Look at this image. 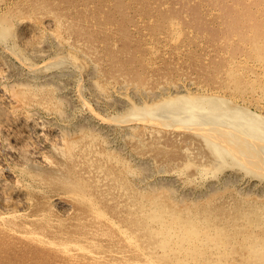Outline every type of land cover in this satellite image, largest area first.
<instances>
[{
	"label": "rangeland",
	"instance_id": "obj_1",
	"mask_svg": "<svg viewBox=\"0 0 264 264\" xmlns=\"http://www.w3.org/2000/svg\"><path fill=\"white\" fill-rule=\"evenodd\" d=\"M182 1L181 0H0V23L1 22L8 23L7 21H10L9 16H11V15L14 16V15H18V14L27 15V20L31 21V23L33 22L35 24V26L38 25L37 27H42L45 24L44 23L45 20L46 21L49 20V21H52V24H53L52 28L56 32L57 31L59 32L60 37H61L60 38L61 41L66 39L69 41L68 43H71L74 46V48H75L74 54L70 56L71 58L69 57L67 59V61L70 59L69 62L66 61L65 63H69L70 65L73 63L72 69L74 68V70H76L75 72H77V73L78 72L83 73V71H84V73H86V72L89 73L90 71H91L90 73L95 72L97 80L99 79L98 83L100 85L103 84V85H101V89H103V90L100 93H101V95H104V96H102L103 98H99V97L97 98L100 101L99 102L97 100H94L95 95L92 96L90 93L87 92V91H89V89H86V88H89L90 85L94 81L89 82L86 80V78L84 79V76L81 77V81L78 79H75V78L80 77L81 75H79L77 73L75 74V72H74L75 99H77V103L80 100L81 101L84 100V102L86 101V104H84V105H82L81 103L79 104V106L81 108L80 112L87 114L93 120L97 121V123H99L101 126H103V128L106 130V132L109 133V134L107 133L108 139L110 140L109 144H111V145L113 144L111 150L109 149L108 145L106 146V148L109 149V151H111L109 153H112V154L114 153V154H116V156L123 157L124 160L126 159V163L128 164V166H130L133 169H136L135 171H137V173L139 171L140 172L139 175L140 174H153L154 176L159 177V180L161 178L163 179V180H161L162 184L168 183V184H172L174 186H177L178 189L177 188L176 189L178 190L179 193H181V195L183 194L182 196H184V195L189 196L191 194L190 196H193V197L197 196V199L200 198L199 200L202 201V200H204L203 195L205 193H207L208 191L210 192V188L212 190V187H214L213 189H215V187H217L220 189L218 191L223 192L224 195L226 193V195L221 199V201L225 200L226 202L222 201V202H220V204H217V206L221 205L222 203H227V201H229L228 203L233 204V202L238 200V197L235 196L237 191L239 192V190H243V192H247L252 188L251 189L252 191L250 190L249 192L256 195V194H261V188H264L263 184L261 182H259L260 179H258V178L256 179V177L252 176L251 174H247L244 170L241 169V166L239 167L240 161L237 160L235 157L226 156L223 158V160H222V158L221 159L218 158V156L213 151V149H211V147L207 143L205 144L206 141L203 138H201V136L199 137V135H196L192 130H187V129L172 130L173 131L172 134H171V131H169V132L163 131V133L154 132L151 135H149L146 131L143 130V127L140 123L137 125V128L135 130V129H130V125L131 124L134 125L135 121H131V123H130V121L129 122H123L124 117H126V115L130 114V111L132 110L131 104L137 96H144L145 97L146 96L145 94H148V93L150 94L152 92L156 93L157 91L159 92L161 90L160 89L161 87L177 85L180 83L181 84H187L190 82L193 85H197V84H200L202 86H208L209 85L208 87H216V88L225 86L227 88V90H229L234 96L235 95L236 96H242V97L247 96V98H249V100H251L252 103H255L256 105H260V106L263 105L264 106V61H262V60H264V51L256 52V50H255L254 45L256 43V39H254V38L257 37V35H256L257 29L254 30V26H253L256 24L261 29H264V27H261V26H264V9H263L264 5L263 6H257L256 1H258V0H239V1L238 0H236V1L235 0H209V1H207V0H182ZM246 2L248 3V5ZM222 4L224 6H222ZM191 7H192V9H191ZM237 7H239V8H237ZM227 8L230 9L231 11L228 10ZM219 9H220V11H219ZM256 11H258V12H256ZM17 12H19V13H17ZM248 12H252V13L255 12V13L251 14V16H249ZM209 13H211V14H209ZM262 17H263V20H262ZM47 18H49V19H47ZM222 18L224 20H222ZM230 18H232V19H230ZM227 20H229V21H227ZM68 23H69V25H68ZM198 23H199V25H198ZM227 23H229V25ZM262 23H263V25H262ZM70 25H71V27H70ZM231 25L233 28L231 27ZM245 28H246V30H245ZM227 29H228V31H227ZM195 31H196V33H195ZM254 31H255V33H254ZM79 35H80V37H79ZM246 35H247V37H246ZM219 36H221V37H219ZM226 37H227V39H229V41L226 39ZM231 37H233V39ZM234 39H235V41H234ZM259 40H260L259 44L261 42V45H263L264 44V38H259ZM226 41L228 42V44L226 43ZM229 44H230V46H229ZM90 45H91V47H90ZM248 45H249V49H248ZM225 47H227L228 50H227V48L225 49ZM92 48H93V50H92ZM239 48H240V50H239ZM79 51H81V53H79ZM232 51H234L235 53H233ZM90 54H91V56H90ZM251 54H252V56H251ZM255 54H256V56H255ZM110 56H111V58H110ZM260 56H262V58ZM77 57L79 58V62H78ZM80 57H81V59H80ZM85 58H86V61H85ZM87 58H89V59H87ZM100 59H101V61H100ZM232 59H233V61H232ZM75 60H77V61H75ZM70 61H72V63ZM88 63H89V65H88ZM92 65H93V67H92ZM215 65H216V68H215ZM212 67H213V69H212ZM92 68L94 71L91 70ZM213 71H214V73H213ZM136 73H138V74H136ZM244 73H246V74H244ZM122 74L125 76L123 77ZM142 75L145 77V79ZM127 78H128V80H127ZM178 79H180V80H178ZM182 79H184V80H182ZM220 79H221V81H220ZM76 80H78L79 83ZM230 80H231V82H229ZM128 81H129V83H128ZM182 81L183 82L185 81V82L183 83ZM105 82H107V83H105ZM178 82H180V83H178ZM220 82L222 85L220 84ZM86 84H87V86H86ZM106 84H108L109 86ZM216 84H218V85L216 86ZM83 86H85V87H83ZM118 87L119 88L121 87V88L119 89ZM122 87H123V89H122ZM228 87L230 89H228ZM92 88H93V86L91 85L90 89L93 90ZM136 88L138 91L136 90ZM78 89H79V91L81 90L80 93L78 92ZM106 89H109V90H106ZM244 89L246 90V92ZM111 90H112V92H111ZM104 92H106V93L104 94ZM136 92H138V93H136ZM141 93L144 95H142ZM129 94H131V97ZM111 95H112V97H111ZM119 96L121 97V99ZM122 96H124V97H122ZM81 97L84 99H82ZM128 97H130V98H128ZM108 98L110 100H108ZM86 99H89V100H86ZM120 101H122V103H120ZM89 105H91V106L89 107ZM117 106H119V107H117ZM107 107H108V109H107ZM125 108H126V110H125ZM92 109L93 110L96 109V110L93 111ZM101 109H102V111H100ZM128 109H129V111H128ZM107 110H109V111H107ZM120 110H121V113H120ZM90 112L94 113L95 115L101 114L100 118L97 116L95 117V115L91 114ZM127 112H129V113H127ZM123 114H124V116H123ZM106 117H108V119L109 118L111 119V117L112 118L114 117V119H111V120L109 119L107 121ZM117 117H118V119H117ZM103 118H104V120H103ZM112 120H114V121H112ZM102 121H104V122H102ZM115 121H117V122H115ZM125 123H127V124H125ZM106 124H108V125H106ZM128 124H129V126H128ZM125 125H127V126H125ZM110 128H111V130H110ZM109 130H110V132H109ZM176 132H177V134H176ZM128 133H130L131 135ZM136 133H138V134H136ZM133 134H135V135L133 136ZM141 134L143 136H141ZM164 134H165V136H164ZM193 134H194V137L196 139L194 137H192ZM126 135H127V138H126ZM172 137H174V138H172ZM131 138H132V140H130ZM156 138H158L159 140ZM138 142H140V143H138ZM148 142L150 143V145ZM131 146H133V147H131ZM139 148H141V149L144 148V149L143 150L140 149V151H139ZM179 148H181L182 150ZM159 149L160 150L162 149V150L160 151ZM116 150L117 151L119 150V151L117 152ZM188 150H191V152ZM114 151H116V153ZM122 151L125 154L122 153ZM132 151H134V152H132ZM164 151H166V152H164ZM106 152H108V150ZM169 152H171V153H169ZM197 152H199V153H197ZM156 153H158V154H156ZM170 154H171V156H170ZM189 154H190V156H189ZM49 155H51V154L49 153ZM51 156H53L52 158L56 161L55 164H50V165H48V167L46 166V168H45V166L44 167L40 166V165L36 166V168L39 169L41 174L42 175L44 174V177L48 183H47V185L45 184L43 186V187H45V188H43V190H40L39 188H36L34 190H28L29 191L28 194H29V197L31 199V207L29 208V210L28 211H24V210H18L17 211V210L13 209L12 212H14V211L15 212L13 214L11 213L10 217H8V218L5 217L4 218L5 220L3 219L2 221H0V226L2 225L1 226L2 228L0 227V238H1L0 239V264H55V263L56 264H62V263L63 264H68V263L69 264H72V263H74V264L75 263H77V264H101V260L103 258L106 260L108 258L109 261L115 260L113 263L116 262L117 264H118V260H119V263H121V264H125V263L126 264H131V263L143 264L144 262H143V259L141 258L142 255H140L141 252L132 246V243H131L132 241L127 239L126 236H124L119 229L120 226L127 228L131 232L130 234L132 236H134V238L140 239L143 242L145 241V239L143 237H141L142 234L140 233V231L136 229V225L132 224V220L130 218L131 215L129 213V198H128L129 195L127 192L129 190L124 189L123 186L119 185L117 180L112 178V177L102 176V182L100 179H95L94 175L83 177L82 176L83 170H80L79 167H77V170H78V172H77L76 167L73 168L71 164L66 165L63 158H61V160H60V156L58 154L52 153ZM155 156H156V158H155ZM128 160H129V162H128ZM133 160H134V162H133ZM152 160H153V162H152ZM189 160H190V162H189ZM213 160L216 162H214ZM137 162H139L140 165ZM204 162H206L205 163L206 167H204L203 171H201V170L199 171L200 165H202ZM234 162H235V164H234ZM177 163H178V165H177ZM223 164H225V165H223ZM158 165L159 166L161 165V166L159 167ZM182 165L184 166V168ZM108 166L112 167L113 163L109 162ZM149 166H150V168H149ZM138 167H139V169H138ZM175 168H177V169H175ZM205 168H206V170H205ZM211 168H212V170H210ZM48 169H49V171H48ZM236 169H237V171H236ZM233 171H234V173H233ZM19 172L20 171L15 172V175L17 176V178H19V177H20V179L28 178L26 176H23ZM152 172H154V173H152ZM228 172H230V173H228ZM217 174H218V176H217ZM236 174L238 176V181H237V183H233V184H236L233 187L231 184H230V186L228 185L230 188L229 189L226 186V182L229 181L228 179H230L231 176L236 175ZM160 175H161V178H160ZM78 176H79V178H78ZM172 176L175 178H173ZM220 176H222V177L220 178ZM122 177H123L122 178L123 183L126 184L125 179L127 181H129L128 180L129 178L127 176L125 177V174L122 175ZM225 177H226V179H224ZM227 177H228V179H227ZM7 178L8 177H6V179ZM164 178H165V180H164ZM214 178H215V180H214ZM167 179L170 180V182H168ZM171 179H173L175 181H173ZM67 180L68 181L71 180L70 182L72 183V185L70 187L65 186ZM185 180H186V182H185ZM241 180H242V182H241ZM7 181L14 184L12 182V177L8 178ZM163 181H164V183H163ZM171 181H172V183H171ZM209 182L211 184H209ZM256 182H258L259 185ZM222 185H225L226 187H224ZM67 187L74 190L75 196L70 197L69 199L63 198V200H64L63 202H65L63 204L67 206V211H65V213H66V215H65V213H62V211H60V209L58 207H55L56 205H53L52 203H50L48 198L51 194H54L58 191H61L62 189H66ZM221 188L222 189L226 188V189L225 190L223 189V191H221L222 190ZM247 188H249V190ZM259 188H260V190H259ZM56 189H59V190H56ZM179 189H181V190H179ZM227 189H228V192H227ZM236 189H237V191H235ZM97 190H98V192H97ZM185 190L187 192L188 191L189 192L186 193ZM197 190H199V191L197 192ZM32 193H33V195H32ZM45 194H47V195H45ZM100 194H102V195H100ZM198 196H201V197H198ZM205 196H206V194H205ZM205 196H204V198H205ZM226 196L228 198H225ZM45 197H46V199H45ZM262 198H264L263 195H262ZM73 200H75V202H73ZM87 200H89L90 202ZM109 201H110V203H109ZM114 201H115V203H114ZM1 202L2 201L0 198V208H1L0 212H3V209L1 207V205H2ZM119 202H120V204H119ZM91 203H93L94 205L96 204V209H94L91 206ZM101 203H103V205ZM107 203H108V205H107ZM67 204H69V205H67ZM33 205H35V206H33ZM222 205H224V204H222ZM108 206H109V208H108ZM99 207H101V208H99ZM215 207L211 208V210H213L212 213L214 215L221 214L222 212L219 208H222V207H219V208H217V207L215 208ZM97 208H99V211ZM113 208H114V210H113ZM30 209L33 211L31 212ZM85 209H86V211H85ZM106 209H107V211H106ZM100 211L101 212L104 211V214L105 213L106 214L104 215L103 213H100ZM230 211H232V210H230ZM27 212L35 214L37 217H40V218L36 219V218L28 217ZM118 213H120L119 216H118ZM17 214H19V215H17ZM106 215L108 216V218ZM14 216H15V218H14ZM61 216H63V217H61ZM92 216H93V218H91ZM219 216H221V215H219ZM16 217H18V218H16ZM33 217H35V216H33ZM57 218H59V219H57ZM78 218H79V220H78ZM124 218H125V220H124ZM9 219L11 221H8ZM12 220H13V222H12ZM95 220H97V221H95ZM18 221H20V222H18ZM111 221H113V222H111ZM61 222L62 223L64 222V223L62 224ZM114 222H116V224ZM21 223H22V225H21ZM47 223H49V224H47ZM52 223H55V224H52ZM108 226H109V228H108ZM6 227H8L7 228L8 230L6 229ZM24 227H26V228H24ZM107 229H108V231H107ZM136 230H137V232H136ZM111 231L114 233V235ZM58 232H60V233H58ZM19 233H21L22 235ZM62 233H63V235H62ZM67 233H68V236H67ZM103 233H104V235H103ZM44 234L46 237L44 236ZM34 235H36L37 238ZM51 235H53V237ZM64 235H66V236H64ZM84 235H86L87 237H85ZM75 237H76V239L80 238L81 241L78 239L80 244H79L78 240L74 239ZM83 237H85V238H83ZM119 237L122 239H120ZM53 238H55V240ZM68 238H69V240H68ZM49 239H51V240H49ZM90 239H92V240H90ZM56 240H57V242H56ZM74 241H76V242L74 243ZM101 241H102V243H101ZM120 241L121 242L123 241L124 243L123 242L121 243ZM29 242H31V243H29ZM40 242H42L43 244ZM64 242H65V244H64ZM69 243H73V244H69ZM103 243H105L104 245L106 247L103 245ZM118 243H120L121 245ZM77 244L79 245V247H77L78 246ZM111 245L112 246L114 245V246L112 247ZM83 246H84V248L86 247L85 249H87V250H85L83 248ZM121 246H123V248ZM45 248L47 249V251ZM50 248H52V249H50ZM72 248L74 251L72 250ZM81 248H83V250ZM76 252H77V254H76ZM78 252H81V253H78ZM82 252H84V253H82ZM137 253H138V255H137ZM97 254H99V255H97ZM112 254H114V255H112ZM121 255H123V256H121ZM101 256H102V258L100 259L99 257H101ZM75 257H77V258H75ZM116 258H118V259H116ZM137 258H139V259H137ZM70 259H71V261H70ZM95 260H96V262H95ZM135 260H139V262L135 261Z\"/></svg>",
	"mask_w": 264,
	"mask_h": 264
},
{
	"label": "bare ground",
	"instance_id": "obj_2",
	"mask_svg": "<svg viewBox=\"0 0 264 264\" xmlns=\"http://www.w3.org/2000/svg\"><path fill=\"white\" fill-rule=\"evenodd\" d=\"M207 1H209V0H207ZM258 1H256L257 6H263L264 5V0H258ZM247 5H248V3H247ZM222 6H224V5L222 4ZM239 7H237V8H239ZM191 9H192V7H191ZM228 10H230V9H228ZM219 11H220V9H219ZM256 12H258V11H256ZM17 13H19V12H17ZM254 13L248 12V15L251 16V14H254ZM209 14H211V13H209ZM47 19H49V18H47ZM230 19H232V18H230ZM9 20L10 21H7L8 23H3V22L0 23V198L2 201L1 207L3 209V212H0V221H2L5 217H7V218L10 217L11 213L13 214L15 212V211L12 212L13 209L17 210V211L18 210H24V211L29 210V208L31 207V199L29 197V194H28L29 191L28 190H34L36 188L43 190V188H45L43 186L45 184L47 185V183H48L44 177V174L42 175L41 172L39 171V169L36 168V166L40 165L43 167L45 166V168H46V166L48 167V165H50V164H55L56 161L52 158L53 156H51L52 153H55V154H58L60 156V160H61V158L64 159L66 165L71 164L73 168L76 167V170H77V167H79L80 170H83L82 171L83 177L94 175V178L100 179L101 182H102V176L112 177V178L116 179L117 182L119 183V185H122L124 189L129 190L127 192L129 195L128 198H129V213L131 215L130 218L132 220V224L136 225V229L140 231V233L142 234L141 237H143L145 239V241L143 242L140 239L134 238V236H132L130 234L131 232L127 228L120 226L119 229H120L121 233L124 236H126L127 239L132 241L131 242L132 246L141 252L140 255H142L141 258L143 259V262H144L143 264H264V198H262V195L264 196V188H261V194H256V195L249 192L252 188L250 190H249V188H247L249 190L247 192H243V190H239V192H238L236 189L235 191H237V193L235 192L236 193L235 196L238 197L237 201L233 202V204L228 203L229 201H227V203H222L224 205L221 204V205L217 206V204H220V202L223 201V200L221 201V199L226 195V193L224 195L223 192L218 191L220 189L217 187H215V189H213L214 187H212V190L210 188V192L208 191L207 193H205L206 196L204 194L203 195L204 200L201 201V200H199L200 198L197 199V196L196 197L190 196L191 194L189 196H185V195L182 196L183 194L181 195V193L178 192L177 186H174V185L168 184V183L162 184L161 180H163V179L161 178V175H160V178H161L160 180H159V177H156L153 174H140L139 175V173H140L139 171L137 173V171H135L136 169H133L130 166H128V164L126 163V159L124 160L123 157L116 156V154H114V153L113 154L109 153V152H111V151H109V149L110 150L112 149L113 144L112 145L109 144L110 143L109 142L110 140L108 139L109 133L106 132V130L103 128V126H101L99 123H97V121L93 120L87 114L80 112L81 108H80L79 104L81 103L82 105H84V104H86V101L84 102V100L83 101L80 100L77 103V99H75V90H74L75 79H78L81 81V77L84 76V79L86 78L87 81H89V82L94 81L92 84L90 83L93 86V88H92L93 90L90 89L91 85L89 88H86V89H89V91H87L88 93H90L92 96L95 95L94 100L99 101L97 98L98 97L103 98L102 96H104V95H101V93H100L103 90V89H101V85H103V84L100 85L98 83L99 79L97 80L95 72L90 73L91 72L90 71L89 73L88 72L84 73V71H83V73H80V72L77 73V72H75L76 70H74V68L72 69V67H73L72 61H70L72 63L71 65L69 63H65L67 61V59L71 55L74 54V51H75L74 46L71 43H68L69 41L66 39L61 41V39H60L61 37H60L59 32L58 31L56 32L52 28L53 27L52 21H49V20L46 21L44 19L45 24L42 27H37L38 25L35 26V24L33 22L31 23V21L27 20V15H24V14L23 15L18 14V15H14V16L11 15V16H9ZM222 20H224V19L222 18ZM262 20H263V17H262ZM227 21H229V20H227ZM227 24L229 25V23H227ZM68 25H69V23H68ZM198 25H199V23H198ZM262 25H263V23H262ZM253 26H254V30L257 29L256 35L258 37V38L257 37L254 38V39H256V43L254 45L255 50H256V52L264 51V44L261 45V42L259 44V41H260L259 38H264V29H261L256 24ZM70 27H71V25H70ZM231 27H232V25H231ZM261 27H264V26H261ZM245 30H246V28H245ZM227 31H228V29H227ZM195 33H196V31H195ZM254 33H255V31H254ZM79 37H80V35H79ZM219 37H221V36H219ZM246 37H247V35H246ZM231 38L233 39V37H231ZM226 39H227V37H226ZM227 40L229 41V39H227ZM234 41H235V39H234ZM226 43L228 44L227 41H226ZM229 46H230V44H229ZM90 47H91V45H90ZM226 48L227 47H225V49ZM248 49H249V45H248ZM92 50H93V48H92ZM227 50H228V48H227ZM239 50H240V48H239ZM232 52L235 53L234 51H232ZM79 53H81V51H79ZM90 56H91V54H90ZM251 56H252V54H251ZM255 56H256V54H255ZM81 57H80V59H81ZM260 57L262 58V56H260ZM110 58H111V56H110ZM87 59H89V58H87ZM69 60L67 62H69ZM75 61H77V60H75ZM85 61H86V58H85ZM100 61H101V59H100ZM232 61H233V59H232ZM262 61H264V60H262ZM78 62H79V58H78ZM88 65H89V63H88ZM92 67H93V65H92ZM215 68H216V65H215ZM212 69H213V67H212ZM91 70H93V68ZM74 72H75V74L77 73L81 76L74 79ZM138 73H136V74H138ZM213 73H214V71H213ZM244 74H246V73H244ZM124 76L125 75H123V77ZM144 79H145V77H144ZM78 80H76V81H78ZM127 80H128V78H127ZM178 80H180V79H178ZM182 80H184V79H182ZM231 80L229 82H231ZM220 81H221V79H220ZM78 83H79V81H78ZM105 83H107V82H105ZM128 83H129V81H128ZM178 83H180V82H178ZM220 84H221V82H220ZM106 85H108V84H106ZM217 85L218 84H216V86ZM86 86H87V84H86ZM208 86H202L200 84L193 85L190 82L187 84H181L180 83L177 85H171V86H165V87L160 86L161 90L159 92L157 91L156 93L152 92L150 94L149 93L145 94L146 95L145 97L144 96H137V97L135 96L136 98H135V100L133 99L134 101L131 104L132 110L130 111L129 115H126V117H124L123 122H129L130 121V123H131V121H135L136 125L135 124L130 125V129H135V130L137 128V125L140 123L143 127V130L146 131L149 135H151L154 132L163 133V131H165V132L171 131V134H172V132H173L172 130H182V129L192 130L196 135H199V137L201 136V138H203L206 141L205 144L207 143L211 147V149H213V151L216 153L218 158H220V159L222 158V160H223V158L226 156L235 157L237 160L240 161L239 167L241 166V169L244 170L247 174H251L252 176L256 177V179L257 178L260 179L259 182H261L263 184V187H264V106L263 105L260 106V105H256L255 103H252V101L249 100V98H247V96L246 97L236 96V95L234 96L229 90H227V88L225 86L219 87V88L208 87ZM83 87H85V86H83ZM79 89H78V92L80 93L81 90L79 91ZM109 89H106V90H109ZM122 89H123V87H122ZM228 89H230V88L228 87ZM112 90H111V92H112ZM136 90H137V88H136ZM245 92H246V90H245ZM105 93L106 92H104V94ZM136 93H138V92H136ZM129 95L131 97V94H129ZM142 95H144V94H142ZM111 97H112V95H111ZM122 97H124V96H122ZM130 97H128V98H130ZM82 99H84V98H82ZM120 99H121V97H120ZM86 100H89V99H86ZM108 100H110V99L108 98ZM120 103H122V101H120ZM90 106L91 105H89V107ZM119 106H117V107H119ZM108 107H107V109H108ZM95 110H93V111H95ZM125 110H126V108H125ZM100 111H102V109ZM107 111H109V110H107ZM128 111H129V109H128ZM120 113H121V110H120ZM127 113H129V112H127ZM91 114H94V113H91ZM100 115L96 114L95 117L97 116L100 118ZM123 116H124V114H123ZM104 118H103V120H104ZM109 119H108V117H106L107 121ZM111 119H114V117L113 118L111 117ZM117 119H118V117H117ZM112 121H114V120H112ZM102 122H104V121H102ZM115 122H117V121H115ZM125 124H127V123H125ZM106 125H108V124H106ZM125 126H127V125H125ZM128 126H129V124H128ZM110 130H111V128H110ZM110 130H109V132H110ZM128 134H130V133H128ZM136 134H138V133H136ZM142 134H141V136H143ZM176 134H177V132H176ZM134 135L135 134H133V136ZM164 136H165V134H164ZM192 137H194V134ZM126 138H127V135H126ZM172 138H174V137H172ZM156 139H158V138H156ZM130 140H132V138ZM138 143H140V142H138ZM150 143H149V145H150ZM107 145L109 146V149L106 148ZM131 147H133V146H131ZM140 149L141 148H139V151H140ZM143 149H141V150H143ZM179 149H181V148H179ZM107 150H108V152H106ZM116 151H114V152L116 153ZM188 151L191 152V150H188ZM132 152H134V151H132ZM164 152H166V151H164ZM49 153L51 155H49ZM122 153H124V152L122 151ZM169 153H171V152H169ZM197 153H199V152H197ZM156 154H158V153H156ZM170 156H171V154H170ZM189 156H190V154H189ZM155 158H156V156H155ZM109 162L113 163L112 167L108 166ZM128 162H129V160H128ZM133 162H134V160H133ZM152 162H153V160H152ZM189 162H190V160H189ZM214 162H216V161H214ZM137 163L139 164V162H137ZM205 163L206 162H204L202 165H200L199 171L200 170L203 171L204 167H206ZM234 164H235V162H234ZM177 165H178V163H177ZM223 165H225V164H223ZM149 168H150V166H149ZM183 168H184V166H183ZM49 169H48V171H49ZM138 169H139V167H138ZM175 169H177V168H175ZM205 170H206V168H205ZM210 170H212V168ZM18 171H20L19 173H21L23 176H26L28 178H26V179H20V177L17 178V176L15 175V172H18ZM236 171H237V169H236ZM77 172H78V170H77ZM152 173H154V172H152ZM228 173H230V172H228ZM233 173H234V171H233ZM124 174H125V177L127 176L129 178V179L127 178L129 181H127L125 179L126 184H124L122 181V178H123L122 175H124ZM217 176H218V174H217ZM6 177H8V178L12 177V182L14 184L8 182L7 181L8 178L6 179ZM221 177L222 176H220V178ZM78 178H79V176H78ZM173 178H175V177H173ZM224 179H226V177ZM227 179H228V177H227ZM164 180H165V178H164ZM171 180H173V179H171ZM214 180H215V178H214ZM228 180L229 181L226 182V186L228 188H229L230 184L232 185V187L235 186L236 184H233V183H237V181H238L237 174L231 176V178ZM70 181L67 180L65 186L70 187L72 185V183ZM173 181H175V180H173ZM168 182H170V180H168ZM185 182H186V180H185ZM241 182H242V180H241ZM163 183H164V181H163ZM171 183H172V181H171ZM256 183H258V182H256ZM209 184H211V183L209 182ZM258 185H259V183H258ZM222 186L226 187L225 185H222ZM67 188L62 189L61 191H58L54 194H51L49 196V198L47 197L49 202L52 203L53 205H56L55 207H58L60 209V211H62V213H65V211H67V206L63 204V203H65V202H63L64 201L63 198L69 199L70 197L75 196L74 190H72L70 188L67 189ZM223 189L225 190L226 188H223ZM223 189L221 191H223ZM56 190H59V189H56ZM179 190H181V189H179ZM259 190H260V188H259ZM198 191L199 190H197V192ZM97 192H98V190H97ZM188 192L186 191V193H188ZM227 192H228V189H227ZM32 195H33V193H32ZM45 195H47V194H45ZM100 195H102V194H100ZM204 196H205V198H204ZM198 197H201V196H198ZM225 198H228V197L226 196ZM45 199H46V197H45ZM87 201H89V200H87ZM73 202H75V200H73ZM223 202H226V201L224 200ZM109 203H110V201H109ZM114 203H115V201H114ZM101 204L103 205V203H101ZM119 204H120V202H119ZM67 205H69V204H67ZM107 205H108V203H107ZM33 206H35V205H33ZM91 206L94 209H96V204L94 205L93 203H91ZM215 206L217 208H219V207L223 208V209L219 208L222 212L221 214L214 215L212 213L213 210H211V208H214ZM99 208H101V207H99ZM99 208H97L98 211H99ZM108 208H109V206H108ZM113 210H114V208H113ZM230 210H232L233 212ZM32 211L33 210H31V212ZM85 211H86V209H85ZM104 211L103 212L100 211V213L104 214ZM106 211H107V209H106ZM120 213H118V216L120 215ZM31 214L32 213L27 212L28 217L36 218V219L40 218V217H37L35 214H32V215ZM17 215H19V214H17ZM65 215H66V213H65ZM219 215H221V216H219ZM33 216H35V217H33ZM61 217H63V216H61ZM14 218H15V216H14ZM16 218H18V217H16ZM91 218H93V216ZM107 218H108V216H107ZM57 219H59V218H57ZM78 220H79V218H78ZM124 220H125V218H124ZM8 221H11V220L9 219ZM95 221H97V220H95ZM113 221H111V222H113ZM12 222H13V220H12ZM18 222H20V221H18ZM49 223H47V224H49ZM114 223L116 224V222H114ZM52 224H55V223H52ZM21 225H22V223H21ZM7 228L8 227H6V229ZM24 228H26V227H24ZM108 228H109V226H108ZM137 230H136V232H137ZM107 231H108V229H107ZM60 232H58V233H60ZM19 234H21V233H19ZM62 235H63V233H62ZM103 235H104V233H103ZM113 235H114V233H113ZM34 236L36 237V235H34ZM44 236H45V234H44ZM51 236L53 237V235H51ZM64 236H66V235H64ZM67 236H68V233H67ZM84 236L87 237L86 235H84ZM85 237H83V238H85ZM53 239L55 240V238H53ZM74 239L80 240V238L76 239V237ZM120 239H122V238H120ZM49 240H51V239H49ZM68 240H69V238H68ZM79 240H78V242H79ZM90 240H92V239H90ZM56 242H57V240H56ZM75 242L76 241H74V243ZM29 243H31V242H29ZM40 243H42V242H40ZM101 243H102V241H101ZM105 243H103V245ZM64 244H65V242H64ZM69 244H73V243H69ZM79 244H80V242H79ZM118 244H120V243H118ZM77 247H79V245ZM121 247L123 248V246H121ZM83 248H84V246H83ZM83 248H81V249L83 250ZM50 249H52V248H50ZM72 250H73V248H72ZM85 250H87V249H85ZM46 251H47V249H46ZM78 253H81V252H78ZM82 253H84V252H82ZM76 254H77V252H76ZM97 255H99V254H97ZM112 255H114V254H112ZM137 255H138V253H137ZM121 256H123V255H121ZM75 258H77V257H75ZM99 258L101 259L102 256ZM116 259H118V258H116ZM137 259H139V258H137ZM70 261H71V259H70ZM114 261H109L108 258H107V260L103 258L101 260V264H117L116 262L113 263ZM135 261L139 262V260H135ZM95 262H96V260H95ZM72 264H74V263H72ZM75 264H77V263H75ZM118 264H121V263H119V260H118ZM131 264H134V263H131Z\"/></svg>",
	"mask_w": 264,
	"mask_h": 264
}]
</instances>
